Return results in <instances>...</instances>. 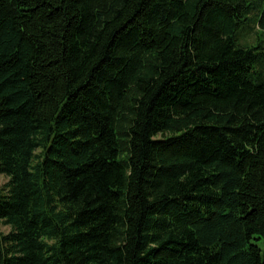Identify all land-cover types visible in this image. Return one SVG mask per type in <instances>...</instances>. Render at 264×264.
I'll return each mask as SVG.
<instances>
[{
	"label": "trees",
	"instance_id": "trees-1",
	"mask_svg": "<svg viewBox=\"0 0 264 264\" xmlns=\"http://www.w3.org/2000/svg\"><path fill=\"white\" fill-rule=\"evenodd\" d=\"M0 176V264H264V0H0Z\"/></svg>",
	"mask_w": 264,
	"mask_h": 264
},
{
	"label": "rangeland",
	"instance_id": "rangeland-1",
	"mask_svg": "<svg viewBox=\"0 0 264 264\" xmlns=\"http://www.w3.org/2000/svg\"><path fill=\"white\" fill-rule=\"evenodd\" d=\"M254 37V35H250L248 36V40H252ZM8 180L6 177L4 176H0V191H2L4 188H5V185L7 184ZM11 231V229L5 225H3L1 222H0V233H3V234H9ZM259 245H261L262 243L259 242L258 243ZM262 246V245H261Z\"/></svg>",
	"mask_w": 264,
	"mask_h": 264
}]
</instances>
